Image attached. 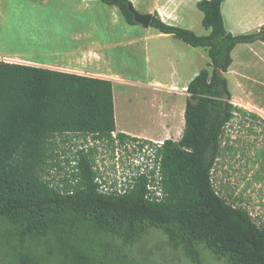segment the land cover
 I'll return each instance as SVG.
<instances>
[{
    "label": "trees",
    "instance_id": "obj_1",
    "mask_svg": "<svg viewBox=\"0 0 264 264\" xmlns=\"http://www.w3.org/2000/svg\"><path fill=\"white\" fill-rule=\"evenodd\" d=\"M100 1L118 7L128 24L137 25L129 0ZM224 1L197 4L206 36L152 16L151 28L159 33L206 49L212 71L202 69L187 87L181 138L154 146L155 168L145 173L139 168L121 193L104 190L84 151L75 180L65 188L52 187L41 175L53 141L72 133L113 145L138 143L143 150L137 138L113 136L112 81L0 60V222L17 230L16 264H134L122 251L143 244L152 231L190 264H206L207 255L225 264H264V225L222 197L212 180L225 128L235 117L225 77L232 51L264 41V27L247 35L228 33ZM158 167L163 198L157 201L148 196L147 186L157 184ZM50 237L40 252L25 246Z\"/></svg>",
    "mask_w": 264,
    "mask_h": 264
},
{
    "label": "rangeland",
    "instance_id": "obj_2",
    "mask_svg": "<svg viewBox=\"0 0 264 264\" xmlns=\"http://www.w3.org/2000/svg\"><path fill=\"white\" fill-rule=\"evenodd\" d=\"M9 6L12 23L18 25L12 31L23 34L24 39H31V35L37 38L41 30H48L47 25L56 21L54 4L44 8L30 4L26 0H10ZM60 7L62 9L57 19L59 24L64 23L66 15L73 18L77 15L75 11L64 5ZM134 9L139 12L135 7ZM149 30L158 33L154 28ZM49 31L61 34L68 30L60 27ZM192 31L199 36H206L209 33L200 21ZM122 55L123 60L116 70L122 74L126 82L115 85L122 121L124 120L133 130L151 131V135L154 132L162 136L164 129L168 128L171 134L169 138L178 141L184 129L182 112L188 98L186 93L181 89H167L162 85H157L160 86L158 89L161 91L157 92L155 88L140 85L138 81L148 83L173 79L183 82L180 86L182 88L183 85H187L193 73L182 78L184 62L179 57L172 56H186L205 69L210 62L205 49L193 48L173 37L166 40L154 38L149 46L145 45L138 56L134 57L126 52ZM209 70L212 71L211 68ZM115 135L116 133L113 136ZM169 138L168 136L156 140L137 138L139 143L145 144L143 150H140L138 143L128 142L121 145L116 141L113 145L91 134L65 135L53 141L41 175L52 187L65 188L75 180L79 152L84 151L89 155L97 174V181L104 190H121L138 173L139 168L141 171H150V167L154 166V146L162 144ZM212 180L222 197L231 204L246 208L259 225H264V124L262 122L243 113L236 116V121L225 129L221 155L214 167ZM48 239L51 237L28 241L25 246L32 251L40 252ZM112 243L116 245L118 241L114 240ZM20 248L16 228L0 222V264H16ZM122 253H127L134 264H190L183 256L171 251L165 245L163 235L157 231H152L143 244L135 245L131 250H124ZM205 262L225 264L210 255L206 256Z\"/></svg>",
    "mask_w": 264,
    "mask_h": 264
},
{
    "label": "crops",
    "instance_id": "obj_3",
    "mask_svg": "<svg viewBox=\"0 0 264 264\" xmlns=\"http://www.w3.org/2000/svg\"><path fill=\"white\" fill-rule=\"evenodd\" d=\"M9 1L0 0V60L110 80L114 90L116 134L123 133L132 138L147 140L170 137L168 128L164 129L163 135L160 136L154 132L151 135V131L148 130H133L126 125L121 119L115 85L126 82L122 74L116 70L123 60V52L136 57L154 38L166 40L172 36L159 32L155 34L149 30L151 27L145 29L139 24L130 25L118 7L103 4L100 0H26L30 4L44 8L54 4L56 21L47 25L48 30H41L37 38L31 35V39H24L23 34L12 31L18 25L12 23ZM129 1L139 12L152 16L157 13L162 21L172 26L194 30L198 21L202 24L203 13L197 7L202 0ZM60 5L75 11L77 15L74 18L66 15L64 23L59 24L57 19L62 9ZM222 15L228 33L234 36L257 33L264 27V2L225 0L222 4ZM60 27L68 31L61 34L49 31ZM205 53L208 54L206 49ZM231 55L232 64L225 77L232 94L231 103L236 110L235 117L226 128L235 122L236 116L241 113L252 116L264 124V41L239 44ZM172 57H179L184 62L182 78L193 73L187 85L181 88L183 82L173 79L138 82L140 85L155 88L157 92H161L158 89L161 85L167 89L178 88L189 97L187 87L203 68L186 56ZM209 63L207 68L210 69ZM185 108L186 104L184 113Z\"/></svg>",
    "mask_w": 264,
    "mask_h": 264
},
{
    "label": "built area",
    "instance_id": "obj_4",
    "mask_svg": "<svg viewBox=\"0 0 264 264\" xmlns=\"http://www.w3.org/2000/svg\"><path fill=\"white\" fill-rule=\"evenodd\" d=\"M160 145V144H159ZM153 162H154V158H153ZM155 168V162H154V166L153 167H150V170H153ZM142 173H145L144 170L141 171ZM156 177L158 179V182L156 185H153V184H149L147 186V189L149 190L150 194L148 195L150 198H157V201L158 200H161L163 198V192H162V189L161 187H159V181L161 179L160 177V168L158 167L157 170H156ZM123 189V188H122ZM122 189L121 190H118L119 193L122 192ZM111 190H117V189H111Z\"/></svg>",
    "mask_w": 264,
    "mask_h": 264
},
{
    "label": "water",
    "instance_id": "obj_5",
    "mask_svg": "<svg viewBox=\"0 0 264 264\" xmlns=\"http://www.w3.org/2000/svg\"><path fill=\"white\" fill-rule=\"evenodd\" d=\"M129 11L133 14L134 20L137 24L145 29L151 27L152 15L151 14H141L137 12L134 7H129Z\"/></svg>",
    "mask_w": 264,
    "mask_h": 264
}]
</instances>
